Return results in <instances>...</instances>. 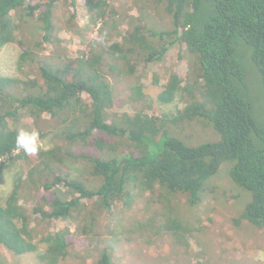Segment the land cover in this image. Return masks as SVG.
Listing matches in <instances>:
<instances>
[{
	"label": "trees",
	"instance_id": "obj_1",
	"mask_svg": "<svg viewBox=\"0 0 264 264\" xmlns=\"http://www.w3.org/2000/svg\"><path fill=\"white\" fill-rule=\"evenodd\" d=\"M62 1L66 0H0V48L10 43L19 45V70L39 60L36 49L28 47L21 37L25 26L36 25L43 45L59 44L53 37V10ZM82 3L91 26L109 23V29L114 30L116 12L106 0ZM156 3L165 5L173 30L151 32V36L175 38L159 49L143 27L135 26L122 42L112 40L103 49H93L85 59L74 61L65 48V54L55 51L57 61L52 64L39 60L41 85L35 80L0 77V173L17 163L21 166L14 174L11 191L0 204V245L13 254L33 253L44 245L38 257L41 262H63L70 244L69 226L75 223V230L91 239L99 214L128 206L134 190L139 194L157 193L175 213L172 201L180 196L194 209L211 191L208 182L223 163L228 165L232 182L250 196L240 219L264 228V128L252 118L233 46L238 38L251 50L252 63L264 84V0ZM175 43L184 46L189 58L187 74L167 72L159 97L168 103L178 96L184 107L178 108L171 119L138 109L108 122L112 113L117 114L111 113L115 103L104 68L113 71L115 66L109 64L113 62L125 66L123 75L132 76L137 67L158 62L167 47ZM10 81L21 84V91L7 92ZM131 93V102H136L142 97L143 87L134 85ZM24 117L31 119L32 128L18 126ZM46 118L49 132L41 125ZM167 125L174 126L175 132L183 126L196 127L198 132L204 131L205 141L186 143L171 135ZM20 130L38 131V141L49 135L63 145L38 147L37 154H26L16 148ZM210 133L216 135L215 141H208L212 140ZM77 149L85 150L75 154ZM78 162L87 166L96 183L94 188L62 169ZM167 221L168 231H188L186 223L178 219ZM43 222H60L65 229L52 233L44 229L38 234ZM141 227L152 226L146 223ZM0 264H6L1 257ZM94 264L113 263L110 254L102 251Z\"/></svg>",
	"mask_w": 264,
	"mask_h": 264
},
{
	"label": "rangeland",
	"instance_id": "obj_2",
	"mask_svg": "<svg viewBox=\"0 0 264 264\" xmlns=\"http://www.w3.org/2000/svg\"><path fill=\"white\" fill-rule=\"evenodd\" d=\"M106 1L116 12L114 30L109 29V23L91 26L82 0H66L58 2L53 10V37L59 41L58 45H43L42 35L37 32L33 23L25 26L21 37L28 43V47L36 49L39 60L44 59L46 63L52 64L57 61L54 57L56 50L65 54L66 48L74 61L85 59L93 49H103L112 40L122 42L135 26L143 27L149 36L151 32L173 30L171 18L164 9L165 5L156 3V0ZM71 13L73 17H69ZM149 38L158 49L163 43L166 45V41L175 39H159L157 35ZM233 46L247 88L252 118L258 126L264 128L263 81L252 63L251 50L238 38L233 40ZM20 51L21 48L15 43L0 48V77L21 81L35 80L41 85L39 60L27 63L19 70L17 60ZM188 63L184 46L179 43L168 46L158 62L137 67L132 76L122 74L126 70L125 66L109 63L115 68L112 71L106 66L104 73L115 103L111 113L114 112L117 116L112 113L108 122L118 120L123 113L132 114L138 109L159 118L171 119L176 116L178 108L184 107L180 98L177 96L171 102L165 103L160 100L159 94L166 83L165 74L170 72L183 76L187 74ZM138 84L143 87L142 97L131 102V89ZM20 88L21 84L18 86L10 81L7 92H19ZM83 98L88 101L87 96L84 95ZM31 122V119L24 117L18 126L32 128ZM41 125L44 131L51 130L47 118ZM167 128L171 135L186 143L199 144L205 141L204 131L198 132L196 127L183 126L176 132L174 126L167 125ZM193 133L196 135L192 136ZM210 138L212 140L208 141L217 139L214 133L213 136L210 133ZM54 145L61 146L63 142L52 140L49 135L38 141L41 149H49ZM82 150L85 149L74 152L76 154ZM20 169L21 166L17 163L0 173V204L11 191L14 174ZM62 169L71 178L84 181L88 187L96 186L84 162L75 163L73 167L67 164ZM228 170V165L223 163L208 182L211 191L208 190L203 195L200 204L194 209H190L186 198L180 196L172 201V205L176 206L175 213L157 193L139 194L134 190L133 200L128 206H118L111 212L99 214L91 239L81 236L75 230L76 224L72 223L69 226L71 234L67 236L70 242L68 255L59 264H94L102 251L110 254L113 264H264V260L258 258V252L264 250V228L240 219L250 196L232 182ZM89 207L92 208L90 204ZM168 218L186 223L188 231L182 228L179 234L168 231L165 227L169 224ZM146 223H150L152 227L142 228L141 225ZM47 225L49 224L40 223L38 234H42L44 229L51 233L65 229L60 222L52 223L48 227ZM43 249L44 245H39L33 253L15 255L0 245V257L6 264H44L38 258Z\"/></svg>",
	"mask_w": 264,
	"mask_h": 264
},
{
	"label": "clouds",
	"instance_id": "obj_3",
	"mask_svg": "<svg viewBox=\"0 0 264 264\" xmlns=\"http://www.w3.org/2000/svg\"><path fill=\"white\" fill-rule=\"evenodd\" d=\"M38 137L39 132L33 131L31 133L20 130L16 137L17 150L23 149L26 154L35 155L38 152ZM258 258L264 260V250L258 252Z\"/></svg>",
	"mask_w": 264,
	"mask_h": 264
}]
</instances>
